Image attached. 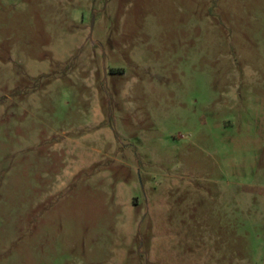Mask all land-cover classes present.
Listing matches in <instances>:
<instances>
[{
	"label": "rangeland",
	"instance_id": "374dc122",
	"mask_svg": "<svg viewBox=\"0 0 264 264\" xmlns=\"http://www.w3.org/2000/svg\"><path fill=\"white\" fill-rule=\"evenodd\" d=\"M0 264H264V0H0Z\"/></svg>",
	"mask_w": 264,
	"mask_h": 264
}]
</instances>
